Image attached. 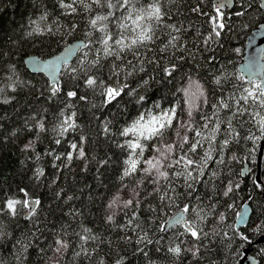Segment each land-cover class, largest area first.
<instances>
[{"label": "trees", "instance_id": "obj_1", "mask_svg": "<svg viewBox=\"0 0 264 264\" xmlns=\"http://www.w3.org/2000/svg\"><path fill=\"white\" fill-rule=\"evenodd\" d=\"M151 2L136 0V6L146 7ZM160 3L166 13L163 24L183 25L186 29L180 33L182 46L167 47L161 51L167 45L170 30L160 26L154 39L138 46L139 58L126 49L124 63L120 64L114 57H104L102 50L97 52L102 49V45L97 43L102 33L93 30L88 23L95 14H106V9L93 6V10L88 12L77 4V11L71 13L60 7L59 0H0V88L3 89L0 92V208L4 207L8 198L41 201L39 205H34L35 212L31 216H26L29 209L21 205H17L16 215L6 208L0 211V264H57V261L59 264H236L248 247L258 259L257 264H264V136H260L259 125L250 114L233 120L239 135L230 140L224 152H218V145L213 142L212 159L208 160L206 174L201 178L207 182L194 184L195 191L190 196L183 177H173L171 185L164 181L153 184L142 171L147 167L144 161L156 155L158 145L176 139L175 129L170 130L163 141H142L145 151L138 158L140 171L123 176L128 167L125 161L134 153L118 145L126 140H135V137L131 134L122 137L119 133L142 112L151 110L153 114H159V109L153 107L154 103L158 102L164 109L175 106L180 121L189 119L187 112L191 107L194 126L199 130L208 122L201 119L204 115L212 124L215 123L217 116L213 115L212 105L219 104L223 99L230 108H221L217 114L220 120L225 121L216 136L217 141H222L227 138L224 134L226 121L235 112L237 98L243 95V88L258 83L247 81L241 75L239 65L248 36L264 22L260 0H235L231 10L225 9L226 23L230 28H226L207 46L203 39L211 31V24L208 17L191 12L197 0H160ZM213 3L214 0H206L202 5L204 12L214 14ZM239 11L244 15L236 16ZM121 12L122 9L117 15ZM45 13L46 19L41 20ZM73 24L76 27L70 30ZM37 25L52 31L27 35ZM108 30L111 33L121 31L115 22L108 23ZM125 35L126 43L136 36L131 30ZM75 40H84L86 47L80 49L69 63L70 67H78L85 54L88 60L99 55L100 70L93 69V73L107 82L112 75L110 69L113 64H119L118 77L112 82H117V79L127 82L129 89L135 88L136 93L145 96V100L137 103L139 95L122 93L118 101L104 105L100 89L85 87L83 75L78 80H72L68 67H62L59 74L61 93L50 100L52 83L43 74L28 70L24 59L32 54L42 58L53 56ZM153 57L163 58L162 65L174 58L177 70L171 76H165L155 64L146 62ZM128 61L136 65L132 75H126L132 72L127 67ZM141 66L144 71L139 70ZM216 76L221 77L220 85L215 83ZM145 80L147 84H144ZM190 81H198L203 87L207 104L203 102V97H191L185 93V88L195 91V85ZM74 84H79V88H74ZM69 90H76L78 96L68 98L66 93ZM79 95H86L87 99L81 101ZM240 103L243 105V101ZM249 105V113L260 111L251 102ZM61 110L66 116L75 112L73 119L78 125L62 137L59 136V124L65 117L60 115ZM39 121L45 123L43 132L35 127ZM107 121H111V133L105 136L103 125ZM209 132L205 130L204 136H208ZM188 134L201 139L195 137V132ZM249 135L260 138L252 140ZM81 136L86 138L83 145L85 157H79V153L74 152V159L68 161L66 154L72 151L70 144L79 143ZM56 139H60L61 143L56 144ZM29 141L33 143L25 150ZM261 146L262 165L260 181L257 182L255 173ZM208 149L207 140L202 139V146L194 158L199 160ZM49 152L54 154L49 155ZM56 156L60 159L57 160ZM221 157L223 164L217 162ZM102 160L107 163L101 164ZM245 164L249 173L243 178L241 171ZM38 170H43L39 178ZM213 171L217 173L216 177L212 176ZM142 179L144 182L138 183ZM228 180L240 187L224 197ZM171 187L182 195L173 193ZM21 188L28 193L27 197L20 192ZM155 188H160V191L154 192ZM57 192L61 193L60 198L56 197ZM165 192L173 199H161ZM136 193L140 195L137 197ZM69 196L73 199L68 200ZM113 198H117V204L109 208ZM129 199H139L140 206L124 209L122 202ZM245 203L251 205V217L245 226L236 228V213ZM185 205L190 208L185 219L210 233L202 244L194 241L189 234L181 235L184 232L181 224L161 230V225L164 226ZM133 211L139 218L138 228L135 221L133 225H127ZM109 214H113L111 222L107 221ZM84 228L90 229V235L97 239L82 241L80 236L88 235L83 232ZM145 232L151 243L148 240L138 242ZM213 232L217 234L211 235ZM241 235L247 239H242ZM57 239H64L69 247L57 253ZM181 241L182 249L199 246V255L193 258L191 252L182 251L176 256L168 251ZM82 247L87 250V256L76 255Z\"/></svg>", "mask_w": 264, "mask_h": 264}, {"label": "snow or ice", "instance_id": "obj_2", "mask_svg": "<svg viewBox=\"0 0 264 264\" xmlns=\"http://www.w3.org/2000/svg\"><path fill=\"white\" fill-rule=\"evenodd\" d=\"M206 0H197L195 6L191 7V12L196 13L197 15L208 17V22L211 24V31L207 36L204 37L203 43L205 46L209 44L210 41L219 38L222 32L226 28H230V25L226 23V13L225 9L229 7L232 0H216L215 3L212 4L213 13L209 15V13L204 12L202 5H204ZM59 4L61 8L69 10L71 13H75L77 11V4L83 6L85 11L91 12L93 10V6H96L99 9H106V14L97 13L94 16L89 18V26L96 31L102 33V36L97 41L100 45H102V49H98L99 53L101 50L103 52L104 57H114L115 60H119L120 64L124 63V53L127 49L131 51L134 57L139 58V49L138 46H142L144 42L154 39L155 31L160 26L169 29V39L167 41V45L161 51H165L167 47L178 48L182 45L180 44L181 36L180 33L185 31L183 25L177 26L176 24H163V17L166 13L162 10V6L160 0H152L151 3L147 4L146 7H137L136 0H70V2H66V0H59ZM123 12L120 15H117V12L120 10ZM236 16L244 15V12L239 11L235 13ZM111 18V21H110ZM41 20L46 19L45 15H42ZM115 22L118 25V28L121 30L118 33H111L108 30V23ZM35 23V22H33ZM76 27L75 24L72 25L70 30H74ZM129 30L135 33L136 36L134 39H131L129 43H126L125 40L127 33ZM48 31L51 32L52 29H44L40 28L38 25L32 28V31L28 32L27 35H32L34 32H43ZM91 35V33H89ZM119 37V38H117ZM91 43V41H89ZM81 47H86V45L72 46L67 47L63 54L52 61L42 62L40 60H31V63L38 70L43 69L49 72V74L53 77L52 86L49 89L50 96L48 97L50 100L56 97L59 93H61L62 89L60 86V81L56 79L55 72L59 67H68L69 72L71 74L72 80H78L81 75L85 77L84 85L87 88H91L93 90L99 88L100 94L103 97L102 103L104 105H110L114 101H118V98H122V93H126L128 95H132L136 93L135 88L129 89V85L127 82H120L117 79V82L113 83V78H117L120 70L119 64H113L110 69L112 75L109 77V80L106 82L99 75L93 73V69H96L99 72L100 68V57L99 55L92 60L87 59V54H85L84 59L79 62V66L72 68L69 66V59L80 50ZM236 51H239L237 49ZM163 58L153 57L151 60H147L148 64H155L156 68L159 69L165 76H171L176 70L177 65L174 62V58H170L167 64L162 65L161 60ZM182 59V57H181ZM214 59V58H213ZM127 67L132 69V72H127L126 75H132L136 71V65L133 64L132 61H128ZM140 71H144V68L141 66ZM156 69H154L155 71ZM13 71L15 68L13 66ZM243 79V77H240ZM23 83V82H21ZM30 83V82H29ZM148 81L145 80L144 84H147ZM215 83L217 85L221 84V77H215ZM190 84L195 85V91H190V88H185L184 91L186 94H189L191 97H203V102L205 104L208 103L207 98L204 95L203 87L199 84L198 81H190ZM74 88H79V84H74ZM127 90V91H126ZM3 89L0 88V92ZM139 95L138 93H136ZM43 95V92H41ZM68 98H76L78 96V92L76 90H69L66 93ZM79 100L84 101L87 99L86 95H79ZM145 96L139 95V100L144 101ZM241 101H243V105H241ZM7 103V101H4ZM249 102L251 105H255L260 111H255L249 113ZM187 103V101H186ZM95 107V105H93ZM70 107V105H69ZM153 107L155 109H159V114H153L151 110H147L142 112L139 117L132 122L130 126L124 127L119 135L122 137H128L129 134L135 137V140H126L124 144L118 145L121 148L127 147L131 150L134 155H130L129 158L125 161L128 167L124 170L123 176H130L137 171L138 169V158L143 156L145 151V145L142 141H150L154 139H159L160 141L164 140L166 135L170 134V130L175 129L174 135L176 139H174L171 143L158 145L155 149L156 155L150 159L144 161L147 167L143 168L142 171L145 177H148L149 182L153 184H160L162 181L167 182L169 185L172 184L173 177H183L185 185L187 187L188 195L190 196L192 192L195 191L193 188L194 184L207 182L202 181V177L205 176V169L208 167V160L212 159L211 151L213 150L212 145L215 142L218 145V152H224L229 146L230 140L234 139L239 135L238 132L235 131L233 126V120L238 116H243L245 114H250L253 120L259 125L260 136H264V83H252L251 87L243 88V95L237 98V106L235 112L232 113V116L228 118L226 121L227 128L225 130V136L227 138L222 141H217L216 136L220 131V125L225 123L218 117V113L221 108H230V105L225 103L223 99L219 101V104H213V115L217 116V119L214 124L209 121V117L204 115L201 119L208 121L204 123L199 130L194 126L193 122V109H190L187 112L189 119L187 121L178 120V112L175 106L170 107L168 109H164L157 102L154 103ZM61 116H64L59 124V136H63L70 129L75 130L78 125L75 123L73 117H75L76 113L72 112L70 116H66L65 112L61 110ZM111 121H107L103 125V133L105 136H108L111 133L110 128ZM39 129L40 132L45 131V123L43 121H39L35 126ZM31 130V129H30ZM210 130L208 136H204V131ZM189 132H195V137H199L201 139H195L189 136ZM183 133V134H182ZM249 139L256 140L260 137L249 135ZM202 139L207 140L209 144V149L205 151L204 156L197 160L194 158V154L197 152L198 148L202 146ZM86 142V138L84 136L80 137L79 143H71L70 148L72 151L67 152V159L71 161L74 159L73 153L78 152L79 157H85L84 143ZM32 141H29V144L25 145V150H28ZM56 144H60L61 140L56 139ZM186 146L187 149H186ZM177 149L179 152H177ZM49 155H53L54 152H49ZM57 160L60 159V156L55 157ZM218 163L223 164L224 159L221 157ZM101 164H106L107 161H100ZM179 169V170H177ZM171 170V171H170ZM195 173V175H194ZM43 175V170L37 171V178ZM212 176L216 177L217 173L215 171L212 172ZM143 179L138 183H143ZM55 183V181H53ZM240 185L235 184L232 180H228V183L225 185L223 196L228 197L230 194L234 193L237 189H239ZM260 187V185H257ZM154 192H159L160 188H155ZM171 191L176 193L175 187H171ZM20 192L24 193L25 197L28 196V193L25 192V189L21 188ZM61 193L57 192L56 197L60 198ZM140 193H136L138 197ZM152 195V193H149ZM176 195H182L180 193H176ZM169 199L172 200L173 197H169L167 192L161 199ZM73 199V197L69 196L68 200ZM41 201L39 199L30 200L25 198L23 200H17L13 198H8L4 204L3 208H0V211H3L6 208L12 215L17 214V205H21L23 208L29 209L27 213L28 216H31L35 212L34 205H39ZM117 204V198H113L108 205L109 208L114 207ZM140 206L139 199H129L122 202V207L124 209L129 208H137ZM212 208H215V205H211ZM232 207V205H229ZM154 210V209H153ZM190 211L188 205H185L178 214H176L172 218V223L181 224L184 228V232L181 235L189 234L194 241L198 242V244H202L203 240L208 239L210 233L205 232L202 227H200L195 222H190L188 219H185V214ZM195 211V210H192ZM249 212V208L245 205L241 211L237 212L236 215L239 217L241 223L244 222L247 214ZM127 215V212L125 213ZM199 215V213H197ZM203 219V217H200ZM221 220L224 219L223 215L220 217ZM107 221H113V214H109L107 216ZM134 221L136 222V227H139V218L137 217L135 211L132 212V217L127 221V225H133ZM126 225V226H127ZM38 228V226H37ZM164 226L161 225V230H163ZM83 232L88 235H81L80 239L82 241L87 242L88 240H96L97 237L94 235H90L91 230L84 228ZM217 233L213 232L211 235H216ZM61 236L63 233L60 234ZM226 235V234H225ZM242 239H247L241 235ZM148 240L147 233L145 232L143 235L139 237L138 242H143ZM151 243L150 240H148ZM56 243V252L60 253L61 249L66 250L69 245L64 239H57ZM181 243H177L174 247H170L168 249L169 252L179 256L182 251L191 252L193 258L197 257L200 253V247L196 246L191 249H182ZM85 255L87 256V250L83 249L81 252H77L76 255ZM57 264L59 262L57 261Z\"/></svg>", "mask_w": 264, "mask_h": 264}, {"label": "water", "instance_id": "obj_3", "mask_svg": "<svg viewBox=\"0 0 264 264\" xmlns=\"http://www.w3.org/2000/svg\"><path fill=\"white\" fill-rule=\"evenodd\" d=\"M215 2H216V0H214V3ZM234 3H235V0H232L231 4L226 9L227 10H231L234 7ZM260 5H261L262 9L264 10V0H260ZM70 45H72V46L86 45V42L84 40H75V41L69 43L67 46H65L57 54H55L53 56H50V57H46V58H42V57H40L38 55H35V54L28 55L24 59L25 65H26L27 69L30 70L32 73L43 74L52 83L53 77L49 74L48 71L43 70V69H39L38 70L31 63H29V61H31L33 59L40 60L42 62L52 61L55 58L61 56L63 54L64 50L67 47H69ZM81 48H83V47H81ZM78 52H76L69 59V63L75 58V56L78 54ZM61 69H62V67H59V68L56 69V72H55V77L58 80H59V74H60ZM239 71H240L241 75L247 81L254 80V81H257L258 83H264V22L260 23L259 26L257 28H255L251 32V34L248 36L247 42H246V46H245V50H244L243 59H242L240 65H239ZM262 154H263V146L260 147V151H259V154H258L257 170H256V173H255V177H256V181L257 182L260 181V170H261V165H262ZM248 170H249L248 165L245 164L243 169H242V171H241V175H242L243 178L246 175H248V173H249ZM245 205L248 206L249 212H248V214H247V216H246V218H245L243 223L240 222L239 217L237 216V219H236V222H235L236 228H240V227L245 226L249 222V219L251 217V213H252L251 205L249 203H245L241 207V209ZM241 209H240V211H241ZM179 212H177L176 214H178ZM175 215H173L171 218H169L167 220V222L164 225V229H168V228L176 225V224L172 223V218ZM26 216H28V215L26 214ZM263 242H264V239H263ZM243 253H244L243 256L237 261L236 264H257L258 263V259L252 253V249L250 247L246 248L243 251Z\"/></svg>", "mask_w": 264, "mask_h": 264}, {"label": "rangeland", "instance_id": "obj_4", "mask_svg": "<svg viewBox=\"0 0 264 264\" xmlns=\"http://www.w3.org/2000/svg\"><path fill=\"white\" fill-rule=\"evenodd\" d=\"M256 178V177H255Z\"/></svg>", "mask_w": 264, "mask_h": 264}]
</instances>
